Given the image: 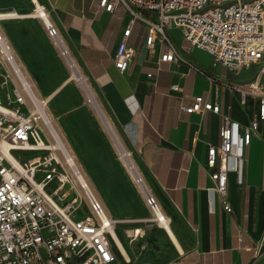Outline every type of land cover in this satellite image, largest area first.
<instances>
[{"label": "crops", "instance_id": "1", "mask_svg": "<svg viewBox=\"0 0 264 264\" xmlns=\"http://www.w3.org/2000/svg\"><path fill=\"white\" fill-rule=\"evenodd\" d=\"M36 1L90 76L114 129L134 152L147 185L170 218L169 232L156 228L133 241L129 236L140 224L118 225L115 234L130 257L120 256L114 244L112 264H264V120H259V134L245 147L238 170L229 173L232 212L224 209L207 167L208 148L220 144L224 116L240 130L259 118L260 98L244 91L264 92L260 65L239 70L214 65L212 56L184 44L174 28L181 37L174 46L182 59L160 62L164 47L157 45L151 53L146 27L137 21L129 40L135 55L121 72L114 57L130 20L124 6L108 12L100 0ZM34 7L35 0H0V11L14 10L20 18L2 22V30L38 93L49 98L51 114L108 214L148 217L144 197L119 160L111 134L68 80L67 66L43 21L31 13ZM197 96L218 105L219 112H186L184 107L192 106ZM81 210V216L88 213Z\"/></svg>", "mask_w": 264, "mask_h": 264}, {"label": "built area", "instance_id": "2", "mask_svg": "<svg viewBox=\"0 0 264 264\" xmlns=\"http://www.w3.org/2000/svg\"><path fill=\"white\" fill-rule=\"evenodd\" d=\"M120 5L130 17L114 57L121 72L135 55L129 40L133 25L140 21L147 30L148 50L155 53L157 45L164 47L160 62L182 59L169 34L174 28L192 47L212 56L214 65L239 70L259 64L264 73V0H100L108 12ZM15 12L0 11V24L20 19ZM38 18L67 66L68 80L111 134L118 158L150 215L131 220L108 214L52 116L49 98L38 93L0 25V264H112L117 258L113 241L118 225L140 224L129 236L133 241L156 228L169 232L170 218L147 185L134 152L108 122L90 76L59 27L48 11L46 18L43 13ZM255 95L260 98L259 118L240 130L237 122L224 116L220 144L208 148L207 167L227 212H232L229 173L238 170L245 147L259 134V120H264V95ZM184 110L219 112V106L197 96ZM85 208L88 213L81 216Z\"/></svg>", "mask_w": 264, "mask_h": 264}, {"label": "bare ground", "instance_id": "3", "mask_svg": "<svg viewBox=\"0 0 264 264\" xmlns=\"http://www.w3.org/2000/svg\"><path fill=\"white\" fill-rule=\"evenodd\" d=\"M35 3H36V8H35V10H36V14H34L33 13V15L35 16V17H39L40 16V14L41 13H43V15H45V18L47 17V11H46V9L44 8V6L42 5H40L36 0H35ZM16 14V13H15ZM38 15V16H37ZM17 16L19 17V15L17 14ZM23 16V15H22ZM245 92H247V91H245ZM248 93H253V94H259V95H264V92L263 91H259L258 89H256V88H253L250 92H248ZM101 104V103H100ZM101 108H102V111L104 112V114H105V116L107 117V120H108V122L110 123V125H111V127L114 129V126H113V124H112V122H111V120H110V118H109V116H108V114L106 113V111L104 110V108H103V106H102V104H101ZM115 130V129H114ZM116 131V130H115ZM114 244H115V246H116V248H117V250H118V252H119V254H120V256H122V257H125L126 259H129V255H128V252H127V250H126V248H125V246H124V244H123V242H122V240L120 239V237L117 235V234H115L114 233Z\"/></svg>", "mask_w": 264, "mask_h": 264}, {"label": "rangeland", "instance_id": "4", "mask_svg": "<svg viewBox=\"0 0 264 264\" xmlns=\"http://www.w3.org/2000/svg\"><path fill=\"white\" fill-rule=\"evenodd\" d=\"M31 13H33V11H32ZM29 14H30V13H29ZM169 34H170V36H171V38H172V40H173L174 42H178V40L181 39L180 35H179L175 30H171V31L169 32ZM183 42H184V44L187 43L186 41H183ZM256 67H257V69H259V65H256ZM95 114H96V113H95ZM96 115H97V114H96ZM52 116H53V115H52ZM97 116H98V115H97ZM54 119H55V118H54ZM55 120H56V119H55ZM79 213H80V215H81V213H83V211L81 210ZM126 243H127L128 248H130V246H132L129 240H126Z\"/></svg>", "mask_w": 264, "mask_h": 264}]
</instances>
